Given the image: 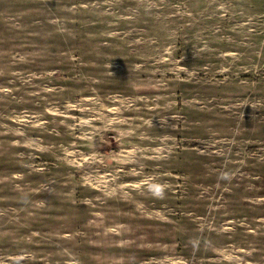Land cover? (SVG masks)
Wrapping results in <instances>:
<instances>
[{
	"label": "rangeland",
	"instance_id": "obj_1",
	"mask_svg": "<svg viewBox=\"0 0 264 264\" xmlns=\"http://www.w3.org/2000/svg\"><path fill=\"white\" fill-rule=\"evenodd\" d=\"M0 264H264V0H0Z\"/></svg>",
	"mask_w": 264,
	"mask_h": 264
}]
</instances>
